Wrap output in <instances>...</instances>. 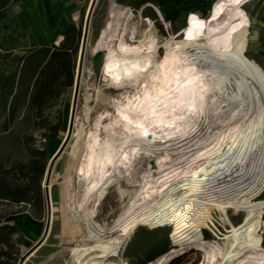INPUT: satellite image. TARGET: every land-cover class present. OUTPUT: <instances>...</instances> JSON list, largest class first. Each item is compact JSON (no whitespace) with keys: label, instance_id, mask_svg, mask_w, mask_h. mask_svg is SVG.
I'll use <instances>...</instances> for the list:
<instances>
[{"label":"bare ground","instance_id":"obj_1","mask_svg":"<svg viewBox=\"0 0 264 264\" xmlns=\"http://www.w3.org/2000/svg\"><path fill=\"white\" fill-rule=\"evenodd\" d=\"M245 2L222 0L223 7L216 4L198 18L207 24L198 35L193 27V39L187 37L189 21L180 31L184 39L161 44L146 34L141 43H128L121 21L130 12L113 4L93 47L105 51L101 72L108 85L124 92L111 99L112 112L101 110L89 122L95 90L81 77L84 101L69 117L80 189L74 196L69 187L68 202L74 229L83 228L75 229L80 243L70 250L71 264H120L113 258L139 226H171L173 247L147 264H169L191 248L203 253L201 264H264V198L252 199L264 188V70L238 53L225 33ZM200 39L203 48L196 47ZM187 81L192 84L185 87ZM137 123L147 126V138ZM129 181L133 192L119 188ZM109 188L125 196L123 215L97 231L88 214ZM209 209L219 211L228 227L223 236L215 229L212 240L200 233L213 223ZM229 210L243 217L234 223Z\"/></svg>","mask_w":264,"mask_h":264},{"label":"rangeland","instance_id":"obj_2","mask_svg":"<svg viewBox=\"0 0 264 264\" xmlns=\"http://www.w3.org/2000/svg\"><path fill=\"white\" fill-rule=\"evenodd\" d=\"M257 3H259V1ZM113 4H115V6H124L130 12L129 17L121 21V27L127 26L128 28V33L125 38L128 43H141L146 34L148 36H154L161 44L166 39H171L172 37L176 40L184 39V36L181 35L180 31L189 23L190 18L193 16L197 18H206L209 15L210 10L217 4V0H154V4L151 5L152 9H146L145 12H142V9H132L127 5L118 4L116 0H97L90 19L86 52L82 68L80 69V78L83 77V83L92 84L95 90L93 92L95 100H92L90 103L92 110L89 122H92V119L101 110H108L112 112L113 100L111 99L118 97L122 92H124L122 87L113 86V88L112 85H108L109 82L107 78L101 72V65L104 59L105 51H95L93 47L95 41L100 36L101 31L106 25L110 10L115 8ZM159 4L169 6H167L168 8H165L167 10L163 11ZM10 9L13 10V15L15 16H19L21 12L24 11L23 8L21 10L15 8V11L12 7H10L9 10ZM252 9V1L246 0V2L233 16L230 24L225 30V33L238 49V53L251 62L259 65L261 69L264 70V24H262L256 16L250 13ZM158 11L162 14L163 18H161ZM86 14L84 15L83 21L80 25L82 30ZM261 14L262 17H264V10H262ZM39 18L42 26L45 28L49 20V16L42 14ZM148 20L151 21V25L148 23ZM9 25V27H1L0 40L2 41V37L4 35L10 34L15 42H22L23 36L21 35L22 32L17 23V19H14ZM56 25L54 27L53 34H55L57 29ZM47 29L51 30L49 25ZM27 40L28 42L31 41L30 39ZM32 42L33 41L30 43ZM195 44L196 47L203 48L205 42L203 39H200L197 40ZM164 53L165 48H159L157 58H160L161 56L163 57ZM77 60L78 54L76 58V67ZM4 69H11L10 65H5ZM75 76L76 68L74 81ZM128 89L130 88H127V90ZM73 95L74 82L72 87L58 100L55 105L43 111L42 117L37 121L39 125H42L46 121L54 122L58 116L61 117V125L58 130L57 138L49 141L47 144L48 159L46 169L41 180V211L35 212L32 204H16L0 200V224L6 222L5 219L9 215L26 212L30 213L34 219L40 221L36 222V224H39L43 234L47 219V202L44 188L46 170L49 159L60 146L68 130ZM83 99L81 96L77 97L76 105L72 110L73 113L74 111L77 113L80 112L84 101ZM22 111L23 110L19 111L18 116L22 115L23 117L21 119L17 118L14 121L9 129L10 131L0 134V162L6 165H11L16 161H26L28 154L23 145L25 136L28 135L32 138L31 145L36 148H40L41 144L44 142L43 134L46 131V128H36L33 124V119L29 116L27 111ZM71 139L72 138L70 137L63 153L56 160L49 178L51 186L48 188L50 202V224L48 233L40 246H38L29 256L26 257L23 264H71L70 250L77 243H80L74 238L76 236L75 229L82 231L83 228L81 225L76 224L74 229L73 215L68 202L69 187L72 195L74 196L77 195L76 193H78V190L80 189L78 180H75L74 178V169L78 165V162L74 159L72 154V146L70 145ZM119 188L128 191V193L135 190L134 184L131 181H129L128 184L120 182ZM261 198H264V188L256 193L252 199L256 200ZM72 201L73 200H71V202ZM124 203L125 196L118 195L114 188H109L97 208L90 210V213L88 214V221L94 225L97 231H102L103 223L112 225L115 220H119V218L123 215L120 214V212H122L120 210V206ZM209 212L213 219V223L209 226L210 230L213 232L217 229L220 236H223L228 227L223 225L219 211H214L211 214V209H209ZM228 212L234 223L239 222L243 217L242 212L236 210H229ZM4 216L7 217L3 218ZM262 220H264V213H262ZM20 230L22 232L21 228ZM170 231V226L158 227L154 229H150L146 226H139L130 234L118 256L113 259L118 261L120 264H147L160 256L159 255L149 261L154 253L163 249H166L165 253H167L173 247L170 239ZM143 234H148L150 236L151 240L148 244H144L141 241L139 242V239L143 236ZM166 234L167 237L164 240V235ZM203 234L207 240L214 239V234L208 230L203 231ZM260 235L262 236V240H264V227L260 230ZM34 244H24V242H22L21 245H18L16 247L19 249V254L17 255L18 260L21 258L22 254H24ZM203 258L204 256L201 251L191 248L173 258L169 264H201Z\"/></svg>","mask_w":264,"mask_h":264},{"label":"trees","instance_id":"obj_3","mask_svg":"<svg viewBox=\"0 0 264 264\" xmlns=\"http://www.w3.org/2000/svg\"><path fill=\"white\" fill-rule=\"evenodd\" d=\"M20 0H0V29L6 21L8 9ZM132 9H152L154 0H116ZM58 44L40 43L30 47L19 59L16 66L5 70L4 64L12 52L0 42V134L8 131L18 118L20 110H26L36 128H46L44 142L40 148L31 145L32 138L25 136L24 148L28 154L26 161H16L11 165L0 162V200L11 203H28L35 212L42 208L41 180L48 154L47 144L57 138L61 117L54 122H37L44 110L55 105L72 87L76 58L81 43L82 27L69 24L62 33ZM4 216L3 218H6ZM167 234L164 235V240ZM151 238L143 234L139 242L148 244ZM23 242L20 228L10 222L0 224V264H17L19 249ZM264 245V240H262ZM166 252L154 253L149 261Z\"/></svg>","mask_w":264,"mask_h":264},{"label":"crops","instance_id":"obj_4","mask_svg":"<svg viewBox=\"0 0 264 264\" xmlns=\"http://www.w3.org/2000/svg\"><path fill=\"white\" fill-rule=\"evenodd\" d=\"M91 1L92 0H20L11 5L10 7L14 8V11L15 8L20 10L23 8L24 11H22L19 16H15L13 15V10L8 9L6 21L3 26L9 27V24L14 19H17V23L23 37L22 42L20 43L15 42L10 34L4 35L2 37V41L0 40L3 47L12 52L11 58L6 61L4 66L8 64L10 65V68L15 67L19 57H21L30 47L44 42L49 44H58L62 40V33L67 25H81ZM251 1L253 9L249 12L256 16L262 24H264V17H262L261 14L262 10H264V1ZM258 1L259 3H257ZM159 6L163 11H165L167 10L165 8H168L167 6L169 5L166 6L165 4H159ZM42 14L49 16V20L46 25L47 27L45 26V28L42 26L39 18ZM48 25L51 30L47 29ZM55 25L57 29L55 34H53ZM27 39H30L33 42L30 43L31 41L28 42ZM22 117L23 116L20 115L18 116V119H21ZM9 131L10 130L4 133ZM5 220L18 225V227L22 229L21 233L23 235L24 244L36 243L42 234V229L39 224H36V222L40 221L34 219L30 213L22 212L19 214H12Z\"/></svg>","mask_w":264,"mask_h":264},{"label":"water","instance_id":"obj_5","mask_svg":"<svg viewBox=\"0 0 264 264\" xmlns=\"http://www.w3.org/2000/svg\"><path fill=\"white\" fill-rule=\"evenodd\" d=\"M96 1L97 0L91 1V4H90L88 11H87V14H86V19H85V23L83 26V30H82L81 43H80V47H79L77 67H76V76H75V81H74V95H73V99H72V109L76 105L77 92H78L79 80H80V69L82 68V64H83V59H84L85 49H86V42L88 39L90 19H91L92 12L94 10ZM71 115L72 116L74 115L72 110H71ZM72 129H73V123H72V120L70 118L66 135L63 138L60 146L54 152V154L51 156V158L49 159V162H48V167L46 170V175H45V180H44L45 196H46V202H47V217H46L47 219H46L44 232H43L42 236L38 239V241L33 246H31L24 254H22V256L18 260L17 264H22L23 261L26 259V257L29 256L38 246H40V244L46 238V235H47L48 230H49V224H50V202H49V195H48L49 178H50V175L52 173V168H53L56 160L63 153L64 149L66 148V146L70 140Z\"/></svg>","mask_w":264,"mask_h":264},{"label":"snow or ice","instance_id":"obj_6","mask_svg":"<svg viewBox=\"0 0 264 264\" xmlns=\"http://www.w3.org/2000/svg\"><path fill=\"white\" fill-rule=\"evenodd\" d=\"M230 2H231L232 4H236V3H239L240 0H230ZM217 4H218V6H220V7H223V6H224V5L222 4V0H217ZM217 16H219V13H216V15L213 16V19H216ZM190 24L192 25V27H189V30H188V32H187V37H188L189 39H193V38H194V36H193V27H194L195 29L198 30V31H197V35H198L201 31L204 30V28H205L207 22L204 21V20L198 19L197 17L193 16V17L190 18ZM141 71H144V70L141 69ZM117 79H118V78H117ZM191 84H192V81H187L185 87H187L188 85H191ZM170 90H171V91H175V89H170ZM181 94H183V93H181ZM160 95L167 97L168 93H167V92H161ZM188 111H189V112H192V108L189 107V108H188ZM192 114L195 115L194 112H193ZM123 119H124L128 124H132V120H130L128 116H124ZM135 127L139 130V134H140L141 136H143L144 138H147V137L149 136V132H148V130H147V126H146L145 124L137 123V124L135 125ZM155 127H161V125H155ZM167 127H173V125H167Z\"/></svg>","mask_w":264,"mask_h":264},{"label":"built area","instance_id":"obj_7","mask_svg":"<svg viewBox=\"0 0 264 264\" xmlns=\"http://www.w3.org/2000/svg\"><path fill=\"white\" fill-rule=\"evenodd\" d=\"M83 84H84V83H83ZM84 86H85V84H84ZM84 94H85V89L80 90V87H79V88H78V92H77V97L81 96L82 99H83ZM214 211H216V210L211 209V214H212ZM162 227H164V226H162ZM170 227H171V226H170ZM205 230H208V231H210L211 233H213V232L210 230L209 227L202 228V229L200 230V233H201L202 237H204L203 231H205ZM170 239H171V237H170ZM171 243H172V242H171Z\"/></svg>","mask_w":264,"mask_h":264}]
</instances>
